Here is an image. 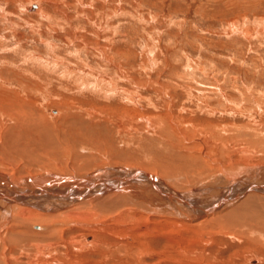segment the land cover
<instances>
[{"label": "rangeland", "instance_id": "obj_1", "mask_svg": "<svg viewBox=\"0 0 264 264\" xmlns=\"http://www.w3.org/2000/svg\"><path fill=\"white\" fill-rule=\"evenodd\" d=\"M118 166L186 206L34 196ZM222 170L228 223L195 202ZM263 187L264 0H0V264H264Z\"/></svg>", "mask_w": 264, "mask_h": 264}, {"label": "bare ground", "instance_id": "obj_2", "mask_svg": "<svg viewBox=\"0 0 264 264\" xmlns=\"http://www.w3.org/2000/svg\"><path fill=\"white\" fill-rule=\"evenodd\" d=\"M33 8H34V5L32 6ZM36 8H37V6H36ZM9 116V115H8ZM107 170H109V169H107ZM100 171H104V173H105V176H104V174L102 173V172H100ZM110 171H112L111 169H110ZM114 171H115V176H109L108 175V173L105 171V169L104 170H98V172H96L94 175H90V174H88V175H86L85 177H83L84 179L80 182L79 180L80 179H75V180H78L77 182L75 181V180H73V182L71 181V180H69V181H66V183H62V182H64L63 181V179H62V175H59V177H58V179H57V181L61 178V180H62V182L60 183V182H58V184H53V185H55L54 187H50L49 185V188L47 187L46 189H44V188H38V186H37V188H35L36 189V194H34V196L36 197V196H38V195H40V196H42V195H44V198H49L50 199V201L46 204V205H44V209L46 210H52V208H55V207H68V206H72V205H77V204H80V203H84V202H91L92 201V197H93V195L96 193V192H98V195L97 196H95L97 199H100V196H101V194H103V195H105L103 198H106V197H110V196H120L119 198H121V196H122V194H124V192H126V193H129V194H132V195H134L137 191H139L140 192V194H142L143 195V193L146 191V190H150V192L148 191V195L149 194H151V196H152V198L153 199H155V196H154V191H153V189H151L150 187L149 188H144L143 187V185L141 186V184H142V182L144 181L145 183H147V184H150V183H153V184H156V186H153V188H154V190L155 191H158V194H160L161 196H164L165 198H162V202H163V200L164 199H167V201H168V203H170L171 205H172V203L173 202H175V199H176V202L178 201V202H180V203H182L183 205H185V202L187 203V200L186 199H184V198H182L180 195L181 194H178V195H175L173 198H172V193H174V194H176L175 193V191L172 189V191H171V188L168 186V185H166L163 181H161V179L160 178H158L157 176H155L154 174L152 175V173L150 174V173H148V172H145V171H142V170H139V169H135V170H133V169H125L124 167H121V166H118V167H115L114 168ZM234 171V172H233ZM235 171L236 170H222V173H221V175H220V179L221 178H225L224 180H226L227 181V186L224 188V187H221V186H223V185H221V186H219V187H217V197L215 198H211V196L210 197H207L206 199L205 198H200V199H198V198H196L197 200L195 201V202H197V203H201L202 205H205V203L207 204L206 205V207H209V208H207L208 210H210V211H208V212H211V213H215V212H218V213H220V212H222V211H225L226 212V214H225V212H224V214L225 215H219V216H223V217H220V218H218V219H216L217 221L219 220H223V222H225V220H226V222H227V220H229L230 219V217L232 216V214H234V216H235V213H234V211L236 210L235 208H236V206H233V207H231V203H232V198H234V197H232V193H231V191L233 190V187L234 186H237V183H235V178H234V173H235ZM238 174H239V172H237ZM85 175V174H84ZM122 175V177L121 178H119V176H121ZM55 176V175H54ZM54 176H52L51 175V173H47L46 175H45V177L43 178V177H41L42 179H44V181H49V179H51V177H53L54 178ZM66 176V175H65ZM109 177V178H108ZM131 177L133 178V177H135L136 179H139V178H142V180L141 179H139V181L141 180V184H140V188L139 189H136L137 187H135L134 188V186H133V188H132V186H131V184H129V185H127V183H124L125 182V180H127L128 178H130L131 179ZM10 179H12V181H10L9 180V182L13 185H15V184H20L21 182H16V181H14L13 180V178H10ZM33 179V178H32ZM123 180L122 182H120V184H118L117 183V181L119 182V180ZM39 180V179H38ZM56 181V179L54 178V179H52V181ZM133 180V179H132ZM32 181V180H31ZM33 181H35V178H34V180ZM220 181V180H219ZM219 181H218V183H219ZM6 182V181H5ZM130 182L131 183H133L131 180H130ZM229 182V183H228ZM72 183H76V184H79L76 188H74V186H72ZM84 183H87V186L85 187V188H80V189H78V187H82V185L84 184ZM137 183V182H136ZM6 184H8V183H6ZM22 184V183H21ZM28 185V184H27ZM15 186H17V185H15ZM45 186V185H44ZM131 186V187H130ZM136 186V185H135ZM145 186V185H144ZM260 186V185H259ZM25 187V186H24ZM35 187V186H34ZM145 187H147V186H145ZM210 187H211V185H210ZM256 187V186H255ZM31 188V187H30ZM234 188H236V187H234ZM252 188V187H251ZM250 188V189H251ZM262 188V187H261ZM264 188V187H263ZM8 189V188H7ZM22 189V188H21ZM34 189V190H35ZM142 189H145V191H142ZM202 189H203V187H202ZM249 189V190H250ZM20 190V189H19ZM25 190V189H24ZM28 190H31V189H28ZM33 190V189H32ZM34 190L32 191V192H34ZM206 190V189H205ZM220 190V191H219ZM243 190L245 191V190H248L247 188H243ZM249 190H248V193H251V192H249ZM252 190H254V189H252ZM260 190V189H259ZM264 190V189H263ZM106 191V192H105ZM230 191V192H229ZM234 191V190H233ZM235 191H236V189H235ZM234 191V192H235ZM3 192V191H2ZM18 192V191H17ZM32 192H29L28 193V195H30V193H32ZM219 192V193H218ZM242 192V191H241ZM246 192V191H245ZM253 192V191H252ZM25 193V192H24ZM5 194V193H4ZM20 195L22 194V192L21 193H19ZM18 194V195H19ZM58 194H61V195H64L63 196V198H62V201H59V202H57L56 203V205H54L53 203H51V202H53V201H55V199H57L58 200ZM173 194V195H174ZM196 194H197V192H196ZM199 194H201V193H199ZM203 194V193H202ZM85 195V196H84ZM237 195V194H236ZM0 196H3V194L1 195L0 194ZM22 197H24L23 195H21ZM65 196H68V197H65ZM85 197L86 199H82V197ZM86 196H89L88 197V199H87V197ZM91 196V197H90ZM123 196H125V195H123ZM145 196H147V195H145ZM167 196V197H166ZM4 197H6V196H4ZM8 197H10L9 195H8ZM8 197H6V199L8 198ZM140 197V196H139ZM18 198H19V196H18ZM60 198V197H59ZM125 198V197H124ZM135 198H136V196H135ZM5 199V198H4ZM5 199V200H6ZM10 199H11V197H10ZM9 198L7 199V200H10ZM15 199V198H14ZM54 199V200H53ZM173 199V200H172ZM48 200V199H47ZM61 200V199H60ZM95 200V199H94ZM129 200V199H128ZM39 201V200H38ZM155 201V200H154ZM190 201V200H189ZM188 201V202H189ZM8 203H9V201H7ZM37 202V201H36ZM155 202H157V201H155ZM161 202V203H162ZM176 202H175V204H173V206L174 205H176ZM177 202V203H178ZM192 202V201H191ZM246 202H248V200H244L243 202H241V204L242 203H244V206H245V204H246ZM28 203V202H27ZM38 203V202H37ZM43 203V202H42ZM41 203V204H42ZM157 203H159V202H157ZM164 203V202H163ZM168 203H167V206H170V205H168ZM179 203V204H180ZM190 203V202H189ZM248 203H250V202H248ZM159 205V204H158ZM163 205H165L166 206V203L165 204H162L161 205V207L160 208H162V206ZM239 205V204H238ZM243 205V204H242ZM249 205V204H248ZM70 206V207H71ZM164 206V208H166ZM186 206V205H185ZM192 206H194V205H192ZM252 206V205H251ZM175 207H177V206H175ZM246 208H247V206H245ZM249 207V206H248ZM0 208H2L1 206H0ZM169 208V210H170V207H168ZM168 208H166V209H168ZM187 208H188V206H187ZM10 209V208H9ZM65 209V208H64ZM76 208L75 207H73L72 209H69L68 210V208H67V210L68 211H66L67 213H76L74 210H75ZM189 209V208H188ZM192 209V208H191ZM202 209H203V207H202ZM250 209H251V207H250ZM163 210V209H162ZM246 210V209H245ZM19 211H21V212H28V211H30L29 210V208H26V207H20L19 208ZM164 211V210H163ZM166 211V210H165ZM168 211V210H167ZM166 211V212H167ZM170 211H173V210H170ZM169 211V212H170ZM180 211H182L183 212V210H180ZM239 211H240V207H239ZM168 212V213H169ZM173 212H175V211H173ZM186 212V211H185ZM202 214H204V213H206L207 211H206V209L204 208L202 211ZM251 212H253L252 210H251ZM23 213V214H24ZM167 213V214H168ZM176 213V212H175ZM198 213H200V212H198ZM254 213V212H253ZM223 214V213H222ZM188 215V214H187ZM195 215V214H194ZM243 215H245V214H242V216ZM253 215V214H252ZM20 216V215H19ZM211 216H213V215H211ZM245 217V216H244ZM243 218V217H242ZM262 218V217H261ZM215 220V221H216ZM231 220V219H230ZM246 220V219H245ZM211 221V220H210ZM216 221V222H217ZM212 222V221H211ZM221 223V222H220ZM228 223V222H227ZM226 223V225H228ZM249 223V222H248ZM210 224V223H209ZM231 224H234V220H233V222L231 221ZM208 226H211V225H208ZM48 247V246H47Z\"/></svg>", "mask_w": 264, "mask_h": 264}]
</instances>
